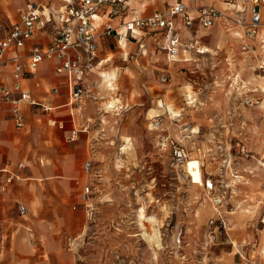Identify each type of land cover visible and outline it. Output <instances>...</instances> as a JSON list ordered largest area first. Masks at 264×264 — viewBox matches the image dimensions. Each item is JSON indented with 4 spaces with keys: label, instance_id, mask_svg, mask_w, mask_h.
Returning a JSON list of instances; mask_svg holds the SVG:
<instances>
[{
    "label": "rangeland",
    "instance_id": "1",
    "mask_svg": "<svg viewBox=\"0 0 264 264\" xmlns=\"http://www.w3.org/2000/svg\"><path fill=\"white\" fill-rule=\"evenodd\" d=\"M204 34L211 47L213 74L197 76L190 64L172 65L157 51L122 62L118 60L119 47L113 54L114 64L102 68L104 73H118L111 82L114 89L105 85L108 81L103 82L102 77L97 84L101 102L93 123L95 134L88 142L89 155L84 159L90 160L91 167L88 172L82 169L85 179L81 188L92 186L83 209V229H65L48 264H196L199 256L208 264H249L260 254L264 227V27L253 39H238L215 28ZM250 40L256 45L254 50L244 47ZM129 48L132 53L140 52ZM191 89L197 106L185 103ZM114 96L123 107L105 108ZM158 98L182 114L181 119L169 112L162 114L159 128L189 149L190 158L200 161L204 175L218 172L221 165L228 179H232L231 169L242 173L220 207L228 216L234 244L225 241L227 236L221 233L215 243L204 246L203 232L214 209L203 186L176 170L168 153L158 147L159 129L152 128L147 117ZM191 128L194 132L189 137L182 136ZM125 136L131 146L121 149ZM238 140L244 146L241 152ZM140 206L160 223L163 247L157 250V258L147 242L134 234L141 232L136 215ZM179 228L182 235L178 242Z\"/></svg>",
    "mask_w": 264,
    "mask_h": 264
},
{
    "label": "crops",
    "instance_id": "2",
    "mask_svg": "<svg viewBox=\"0 0 264 264\" xmlns=\"http://www.w3.org/2000/svg\"><path fill=\"white\" fill-rule=\"evenodd\" d=\"M175 1H186L190 5L199 2L207 3L227 12L231 11L230 6L224 0H200L199 2L193 0H128V5L122 10L121 16H110L108 7L104 8L94 20L98 31L97 59H100L101 62L87 70L84 75L83 85H87L90 90L84 96L82 108L77 109L67 103V75L63 71L56 70V66L60 62L57 58L43 59L33 72L20 80L21 88L29 89L35 98L44 100L52 106L51 112L44 114L32 106L26 105L24 125L16 127L10 116V104L0 102V264H48L47 262L53 259V248L59 246L64 230L69 226L74 231L83 229L84 204L80 199V193L83 189L81 186L85 176L82 164L89 155L88 142L95 134L93 123L96 110L99 107L97 103L101 102L97 84L102 82V79L103 82H106L102 68L108 64H114L113 54L117 47L120 48L118 60L122 62L128 61L130 58L136 60L146 52L157 51L163 53L172 65L186 67L190 64L189 67H192L193 70L190 69L198 76L201 75L200 73H214L211 63V47L204 40V33H209L210 29L215 28L225 34L240 38L234 33L233 28L226 27L219 20L207 28L208 32L204 31L203 27L195 29V37L200 38L209 50L208 53L200 57L201 64L197 65L192 60L168 59L165 51L153 42L155 37L161 38L159 32L152 34L141 31L140 34L143 35L145 42L142 48L138 47L136 39L130 34L121 37L118 34L122 31V26H120L122 16L124 19L146 16L156 10L165 9ZM28 2L57 9L63 0H31ZM28 2L0 0V22L8 25L18 20L19 12ZM263 16L264 3L261 5L262 25L260 28L264 27ZM107 20L113 23L115 29L105 35L101 32ZM175 23L180 33L183 36H188L179 16H175ZM56 24L59 23L56 22ZM52 27L53 25L49 23L44 30L37 31L31 39L26 40L23 47H13L8 50L6 56L17 54L20 56V62L27 66L31 46L47 44L51 37ZM251 41L253 40L248 43H252L253 46L249 49L253 48L254 50L256 45ZM129 47H133L134 50L139 49L140 52L132 53L134 51ZM105 73L109 80L105 85L111 86V82H114L113 78L117 76L118 72L114 71V75L111 74V71H105ZM11 79V64L0 67V80L10 81ZM53 87H57L58 91L52 92ZM184 87L187 88V86ZM111 89L114 88L111 86ZM92 93H95L96 96L93 97ZM188 95L195 98L192 89L190 92H186L185 103L188 104L187 106H197L196 103L190 104L186 101ZM158 99L166 105L162 98ZM122 107L123 105L120 108ZM181 115L179 110V114L174 118L181 119ZM48 116L62 121L63 127L49 124ZM126 124L128 127L131 125L129 121ZM160 132L169 133L161 127L158 130V133ZM192 132L194 130L191 128L189 132H186L187 134L184 133L182 136L189 137V133ZM172 137L189 151L180 140ZM19 162L22 163L21 166H18ZM239 174L243 177L240 170ZM11 175L13 177L7 180ZM19 204L24 206L23 212L19 211ZM224 216L228 220V216L226 214ZM229 230L225 241L233 244ZM261 253L259 260L261 264H264V253H262L263 256ZM239 254L243 256L241 251ZM210 264H218V262L212 261Z\"/></svg>",
    "mask_w": 264,
    "mask_h": 264
},
{
    "label": "built area",
    "instance_id": "3",
    "mask_svg": "<svg viewBox=\"0 0 264 264\" xmlns=\"http://www.w3.org/2000/svg\"><path fill=\"white\" fill-rule=\"evenodd\" d=\"M199 2L200 0H193ZM128 0H63V3L53 9L48 6L38 5L34 2L26 3L19 12L18 20L8 25L0 22V67L11 64L10 81L0 80V102L10 104V116L16 127L24 125L25 106L30 105L38 112L47 114L51 112L52 106L44 100H39L29 89L21 88L20 80L33 72L43 59L57 58L60 60L56 66L57 71H63L67 75L66 87L68 92L67 103L79 109L84 102V96L90 90L83 85V78L87 70L100 63L97 59V36L94 20L104 8L109 9L110 16H121L122 10L128 5ZM229 6V12L212 4L197 3L190 5L186 1H175L163 10H156L146 16L121 17L120 26L122 31L118 32L120 37L130 34L136 39L138 47L145 44L141 31L161 34V38H154L155 45L163 49L170 60H192L197 65L201 64L200 57L208 53L206 45L200 38L195 37L194 30L203 27L209 28L215 21H221L226 27L233 28L239 37L255 38L262 25L261 5L264 0H224ZM175 16L179 19L188 36H183L175 23ZM58 22L59 24H56ZM53 25L51 37L47 44L39 46L33 44L29 50L27 66L20 62V56H6V52L13 47H23L26 40L31 39L37 31L44 30L47 25ZM115 27L107 20L102 29V34H109ZM252 43L246 42L244 47L250 48ZM162 76V80H165ZM58 88L53 87L52 92ZM93 97L95 93L91 94ZM188 103L195 104V98L187 96ZM48 123L63 127V122L53 116H48ZM150 125L159 129L160 122L150 118ZM216 140H218L216 138ZM158 147L168 153L171 165L184 172L191 179V174L185 170L188 161L191 160L189 151L175 140L169 133L160 132L157 135ZM220 147V146H219ZM237 149L244 150L243 144L238 140ZM199 161V160H198ZM199 167L201 165L199 161ZM22 163L19 162L18 166ZM91 167L90 160L83 162V170L88 172ZM231 169L232 179L223 176V165L214 174L204 175L200 181H191L203 186L212 203L214 212L207 220V226L203 232L205 237L204 246L215 243L219 234H228L229 222L222 213V205L226 202V193L232 189L234 184L241 179L238 168ZM13 176H9L10 180ZM91 184H85L80 193V199L87 206V198ZM18 209L23 212L24 206L19 204ZM181 228L176 233V241H180ZM196 264H208L203 257L196 259ZM249 264H261L259 254L254 256Z\"/></svg>",
    "mask_w": 264,
    "mask_h": 264
},
{
    "label": "bare ground",
    "instance_id": "4",
    "mask_svg": "<svg viewBox=\"0 0 264 264\" xmlns=\"http://www.w3.org/2000/svg\"><path fill=\"white\" fill-rule=\"evenodd\" d=\"M123 43V41H121ZM261 62H264L261 60ZM259 66H263V64H260ZM108 75L104 73V79L105 81H109ZM110 84V83H109ZM189 86V85H186ZM264 90V89H263ZM120 98L117 96H114L108 103L106 104L105 108H109L113 110L119 109L121 107V104H119ZM106 111V110H105ZM170 113L171 116H176L179 114L178 111L174 110L169 104L164 105L163 102L160 99H157L155 106H152L148 109L147 117L157 119L159 116H161L164 113ZM126 143L121 146V149H125L129 146H131V142L129 141V137L125 136ZM199 161L197 158H192L188 161V164L185 166V170H187L191 174V179L189 178V181H200L202 178V173L199 167ZM149 199H151V195L148 193ZM213 208V206H212ZM200 210V208H198ZM144 207L140 206L136 209V215H137V224L139 225L141 232L134 233L139 234L144 241L147 242L148 246L152 249V252L154 253V257L157 255V250L161 249L163 247L162 239L160 235V223L157 221V219L152 215H146L144 213ZM232 212V211H231ZM144 220L148 222V225L144 223ZM264 222V218H263ZM263 246L259 248L260 252L264 253V227H263ZM234 244V243H233Z\"/></svg>",
    "mask_w": 264,
    "mask_h": 264
}]
</instances>
